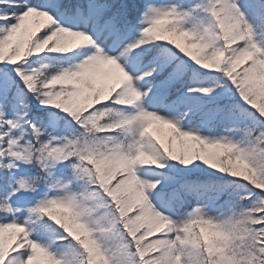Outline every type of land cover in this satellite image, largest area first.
<instances>
[{"label":"snow or ice","instance_id":"snow-or-ice-1","mask_svg":"<svg viewBox=\"0 0 264 264\" xmlns=\"http://www.w3.org/2000/svg\"><path fill=\"white\" fill-rule=\"evenodd\" d=\"M0 264H264V0H0Z\"/></svg>","mask_w":264,"mask_h":264}]
</instances>
